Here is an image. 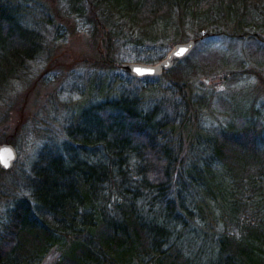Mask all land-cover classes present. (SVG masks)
I'll return each instance as SVG.
<instances>
[{
    "label": "trees",
    "instance_id": "1",
    "mask_svg": "<svg viewBox=\"0 0 264 264\" xmlns=\"http://www.w3.org/2000/svg\"><path fill=\"white\" fill-rule=\"evenodd\" d=\"M27 1L0 0V96L42 51L17 21ZM63 1L104 46L101 69L28 168L0 169V264H264L261 112L210 113L197 43L150 78L119 72L115 52L157 62L181 28L198 43L257 39L264 0Z\"/></svg>",
    "mask_w": 264,
    "mask_h": 264
},
{
    "label": "rangeland",
    "instance_id": "2",
    "mask_svg": "<svg viewBox=\"0 0 264 264\" xmlns=\"http://www.w3.org/2000/svg\"><path fill=\"white\" fill-rule=\"evenodd\" d=\"M21 12L24 16L16 15L17 21L42 32L43 44L25 73L0 96V139L16 149L17 159L12 166L16 171L28 168L43 143V131L44 141L46 136H58L64 106L79 101L78 91L87 90L86 78L101 69L98 60L104 54H100L104 46L98 38L65 12L63 0H30ZM194 33L181 28L178 40L158 50L157 55L163 59L175 43L191 39ZM250 33L257 39L250 38V34L235 39L223 35L196 42L193 53L200 68L195 84L212 93L209 111L217 118L249 106L264 117V32ZM122 46L115 49L123 58L119 72L124 62L156 63L136 60L134 57L148 55L141 49L135 53L129 44ZM54 257L51 252L44 264Z\"/></svg>",
    "mask_w": 264,
    "mask_h": 264
},
{
    "label": "water",
    "instance_id": "3",
    "mask_svg": "<svg viewBox=\"0 0 264 264\" xmlns=\"http://www.w3.org/2000/svg\"><path fill=\"white\" fill-rule=\"evenodd\" d=\"M196 41L189 39L184 42L175 43L168 51L166 56L154 64H146L140 62H124L120 65L123 73L132 78H150L157 77L165 70L170 69L174 62L185 58L194 48ZM7 150L11 153L7 163H0L2 170H9L17 159V152L14 146L10 143H1L0 152Z\"/></svg>",
    "mask_w": 264,
    "mask_h": 264
},
{
    "label": "snow or ice",
    "instance_id": "4",
    "mask_svg": "<svg viewBox=\"0 0 264 264\" xmlns=\"http://www.w3.org/2000/svg\"><path fill=\"white\" fill-rule=\"evenodd\" d=\"M11 153L7 150L0 152V163H7V159L10 158Z\"/></svg>",
    "mask_w": 264,
    "mask_h": 264
}]
</instances>
